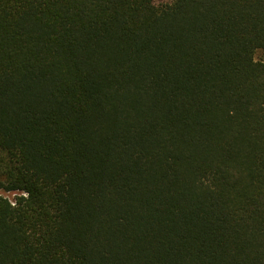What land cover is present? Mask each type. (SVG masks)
<instances>
[{"label":"trees","instance_id":"obj_1","mask_svg":"<svg viewBox=\"0 0 264 264\" xmlns=\"http://www.w3.org/2000/svg\"><path fill=\"white\" fill-rule=\"evenodd\" d=\"M0 264H264V0H0Z\"/></svg>","mask_w":264,"mask_h":264},{"label":"rangeland","instance_id":"obj_2","mask_svg":"<svg viewBox=\"0 0 264 264\" xmlns=\"http://www.w3.org/2000/svg\"><path fill=\"white\" fill-rule=\"evenodd\" d=\"M8 198H10V199H12V197H13V194H5Z\"/></svg>","mask_w":264,"mask_h":264}]
</instances>
